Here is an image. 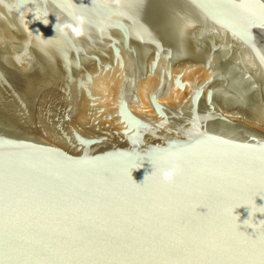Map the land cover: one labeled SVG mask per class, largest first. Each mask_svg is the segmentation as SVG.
Wrapping results in <instances>:
<instances>
[{
  "label": "water",
  "instance_id": "obj_1",
  "mask_svg": "<svg viewBox=\"0 0 264 264\" xmlns=\"http://www.w3.org/2000/svg\"><path fill=\"white\" fill-rule=\"evenodd\" d=\"M0 264H264V0H0Z\"/></svg>",
  "mask_w": 264,
  "mask_h": 264
},
{
  "label": "clouds",
  "instance_id": "obj_2",
  "mask_svg": "<svg viewBox=\"0 0 264 264\" xmlns=\"http://www.w3.org/2000/svg\"><path fill=\"white\" fill-rule=\"evenodd\" d=\"M47 23V21H42ZM86 23L85 18L82 16L76 17V23H63L59 25V29L61 32H67L71 30L76 36H80L84 30V24ZM57 25H55L56 30ZM50 39V38H48ZM180 174V168L178 165H174L171 168L163 170L161 175L165 182L171 183L175 180V178Z\"/></svg>",
  "mask_w": 264,
  "mask_h": 264
}]
</instances>
